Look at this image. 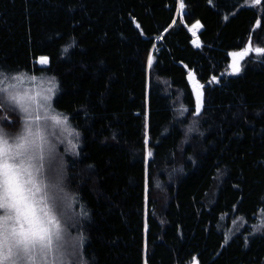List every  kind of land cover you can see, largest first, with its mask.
I'll list each match as a JSON object with an SVG mask.
<instances>
[{
	"label": "trees",
	"instance_id": "1",
	"mask_svg": "<svg viewBox=\"0 0 264 264\" xmlns=\"http://www.w3.org/2000/svg\"><path fill=\"white\" fill-rule=\"evenodd\" d=\"M251 1L0 0V70L58 84L83 133L92 264H264V0Z\"/></svg>",
	"mask_w": 264,
	"mask_h": 264
},
{
	"label": "clouds",
	"instance_id": "2",
	"mask_svg": "<svg viewBox=\"0 0 264 264\" xmlns=\"http://www.w3.org/2000/svg\"><path fill=\"white\" fill-rule=\"evenodd\" d=\"M21 71L0 70V264H92L83 133L55 106L58 84Z\"/></svg>",
	"mask_w": 264,
	"mask_h": 264
},
{
	"label": "rangeland",
	"instance_id": "3",
	"mask_svg": "<svg viewBox=\"0 0 264 264\" xmlns=\"http://www.w3.org/2000/svg\"><path fill=\"white\" fill-rule=\"evenodd\" d=\"M254 2H257V1L256 0H252L250 2V4H254ZM184 14H185V11H184L183 4L180 3L179 4V8H178V16H179V18L182 19ZM189 30H190L191 34L195 37V41L193 42L194 45H197L196 42H197V39H198V34L202 30L201 24L200 23H196L195 25L190 27ZM40 61H41V59L38 62L39 66L40 65H47V63H48V60H47V63H41ZM31 80L33 82H36V85L38 87H46V88L49 89V88L52 87V85H55V83H53V81L42 80L40 78H37V76H35V75L31 76ZM53 90H54V88H53ZM194 93H195L197 106L199 108H202L203 107L204 90H203L202 84L199 81L196 82L195 92ZM187 132H188V128H186V130H185V133H187ZM70 143H71V141H70ZM257 229H259V231H263L264 230V214L259 219Z\"/></svg>",
	"mask_w": 264,
	"mask_h": 264
},
{
	"label": "snow or ice",
	"instance_id": "4",
	"mask_svg": "<svg viewBox=\"0 0 264 264\" xmlns=\"http://www.w3.org/2000/svg\"><path fill=\"white\" fill-rule=\"evenodd\" d=\"M257 51H260L259 49L257 50ZM41 63H47V59L46 58H41V61H40ZM235 71H239V69L238 68H235L234 69ZM55 87V85H52V87L51 88H49L48 90L49 91H52V89Z\"/></svg>",
	"mask_w": 264,
	"mask_h": 264
},
{
	"label": "water",
	"instance_id": "5",
	"mask_svg": "<svg viewBox=\"0 0 264 264\" xmlns=\"http://www.w3.org/2000/svg\"><path fill=\"white\" fill-rule=\"evenodd\" d=\"M232 70H233V68H232ZM234 71V70H233Z\"/></svg>",
	"mask_w": 264,
	"mask_h": 264
}]
</instances>
